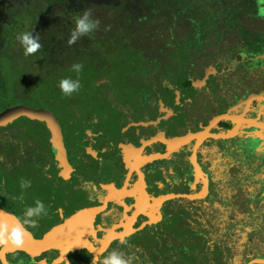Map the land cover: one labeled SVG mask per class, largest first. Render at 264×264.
<instances>
[{"label":"flooded vegetation","instance_id":"af4514ba","mask_svg":"<svg viewBox=\"0 0 264 264\" xmlns=\"http://www.w3.org/2000/svg\"><path fill=\"white\" fill-rule=\"evenodd\" d=\"M181 2L180 15L176 4H169L177 15L178 34L172 30L176 24L167 28L161 23L165 15L143 29L145 43L137 45L146 46L148 65L161 68L151 85L141 81L147 93L136 95L135 108L115 102V111L126 115L117 119L113 135H107L103 123L95 129L98 119L71 125L77 129L71 137L81 150L76 160L91 161L87 168L94 171L81 184L83 201L71 211L68 203L54 209L48 201V216L30 230L32 238L21 250L0 248V264H91L94 253L86 246L103 258L112 249L127 250L121 238L137 244L143 232L151 236L146 264H174L181 240L171 234V217L176 227L208 242L205 252L215 264H264V0H204L193 14ZM154 10L163 15V7L150 8ZM155 39L167 41L158 49L172 55L180 51V65L153 57ZM169 64L178 69V77L168 74ZM148 86L154 88L152 94ZM49 114L62 128L54 136L42 121L57 161L68 154L67 133ZM186 122L192 125L184 130ZM197 134L204 137L175 147L180 138ZM226 139L233 148L210 146L211 140ZM156 155L166 157L150 159ZM180 193L187 196L164 197ZM176 200L185 207L174 205ZM17 202L0 201V215L21 216L26 206Z\"/></svg>","mask_w":264,"mask_h":264},{"label":"rangeland","instance_id":"374dc122","mask_svg":"<svg viewBox=\"0 0 264 264\" xmlns=\"http://www.w3.org/2000/svg\"><path fill=\"white\" fill-rule=\"evenodd\" d=\"M126 1L121 0L119 8L115 2L108 6L89 2L75 7L72 4L69 11L58 0H30L29 8L21 11L15 35L24 32L39 34L43 48L28 57L23 55L19 41L9 32L13 24L9 26L7 35L9 42L0 55V115L15 107L54 114L65 127L68 154L53 161L48 145V130L42 121L19 117L0 125L1 203H18L5 195L20 194L21 178L31 181V187L24 190L25 200L22 205L34 206V201L40 199L47 207L48 201L53 202L56 206L54 209L68 203L67 208L72 210L75 204L83 201L79 197L83 194L81 184L90 180L94 176V171L87 168L91 161L76 160V154L80 155L81 150L77 151L76 143L71 137L77 130L71 125L81 126L87 124L89 118L98 119L99 121L95 122V129L100 128L103 123L104 127L107 126L104 128L107 135L112 136L117 119L124 115L123 112L115 111L117 110L115 102L135 108L137 98H140H136V95L142 94L144 97L147 93V86L141 85V81L147 80L148 84L151 78L152 81H156L153 77H158L161 68L148 65L146 46L137 45L145 43V37L141 35L143 29L135 24L141 13L122 14L125 12ZM171 2L180 6V0H145L144 6L155 9L163 7V15L157 14L154 18L165 15L161 23L167 27L168 24L177 23V15L170 11ZM181 3L188 7L190 14H193L198 12L196 6L203 4L204 0H183ZM89 8L92 9L93 18L100 21L98 30L81 37L77 44L69 46L67 40L75 27V20ZM166 16L174 18L168 20ZM177 25L172 27V30L176 31L175 34H178L180 28L179 25L177 28ZM165 43L166 39L152 41L153 57L162 64L172 60L180 65V61L184 60L180 51L176 50L172 55L168 49V51L158 49ZM73 63L83 64L84 67L79 74L71 70ZM169 66L171 72L168 74L178 77L179 72L178 69L175 71L174 64ZM180 75H183V69H180ZM64 78L73 80L79 78L82 84L79 92L71 97H64L58 87L59 81ZM100 81L104 83H99ZM148 89L150 94L154 92L152 86H148ZM103 93L109 94L107 96L110 101L103 98L105 95ZM156 104L157 101L153 98L154 109ZM191 125L186 122L184 130L191 128ZM209 143L215 150L225 146L234 147L233 141L229 139L211 140ZM103 170L108 172L109 166L106 165ZM71 174L78 175V179L72 178ZM185 204L176 200L174 205L185 207ZM51 209L54 210L53 207ZM167 222L171 224V234L181 240L180 247L174 249L179 258L174 264H215L216 260L209 259L205 252H208V242L201 243L190 231L176 227L172 217L168 218ZM138 237L137 244L132 239L131 247L124 249L126 255L135 254L138 257L134 264L150 263L146 255H151V236L143 232ZM214 248L218 258L220 248L217 244ZM153 264L170 262L157 260Z\"/></svg>","mask_w":264,"mask_h":264},{"label":"clouds","instance_id":"9594fccd","mask_svg":"<svg viewBox=\"0 0 264 264\" xmlns=\"http://www.w3.org/2000/svg\"><path fill=\"white\" fill-rule=\"evenodd\" d=\"M99 25V19L93 18L92 9L84 10L83 14L75 20V27L67 40V44L69 46L77 44L81 37H86L93 31L98 30ZM16 40L19 41L20 46L23 48L25 57L34 55L43 48L39 34L33 35L32 32H24L17 35ZM83 67L81 63H73L71 70L79 74ZM58 87L64 97H71L74 93L79 92L82 84L79 78L75 80L64 78L59 81ZM30 187L31 181L21 178V192L18 196H13L12 199L23 202L25 200L24 190ZM47 216L48 207L40 199L34 201V206H26L21 216L13 218L10 215H0V248L7 250L23 249L27 241L33 236L30 230L38 228L39 221ZM120 245L131 247L124 238L120 239ZM88 251L89 253H94L91 264H134V261L138 260L135 254L126 255L119 247L108 251L103 258L96 254L94 248H89Z\"/></svg>","mask_w":264,"mask_h":264},{"label":"trees","instance_id":"16d2710c","mask_svg":"<svg viewBox=\"0 0 264 264\" xmlns=\"http://www.w3.org/2000/svg\"><path fill=\"white\" fill-rule=\"evenodd\" d=\"M58 1L60 2V4L65 5L66 10H69V11L71 10L70 5L72 4L75 7V6L82 5L84 2H89V3H95L98 5H102V6H108V5L114 4L115 2L117 8H119L120 2H121V0H58ZM144 3H145V0H127L126 4L124 5L125 12L122 13V14H126V12L141 13L140 18L136 17L137 21L135 22V24H137L142 29L149 27V22L155 17L154 12L156 11L154 10L151 13L150 11L151 7L146 8V6H144ZM29 5H30V0H0V55H2V51L7 45V42H9L8 37H7L9 26L13 24L12 30H10L9 32H11L10 34L14 36L15 38L17 36L15 35L16 34L15 32H17L16 30L18 29V26H19L18 21L20 20V17L22 14L21 11L22 9H25L26 7L29 8ZM163 11L164 10H162V12ZM175 11L180 15V6ZM66 13H68V11ZM161 27L162 26H160V28Z\"/></svg>","mask_w":264,"mask_h":264},{"label":"water","instance_id":"95a60500","mask_svg":"<svg viewBox=\"0 0 264 264\" xmlns=\"http://www.w3.org/2000/svg\"><path fill=\"white\" fill-rule=\"evenodd\" d=\"M19 117H27L29 119H35V120H40V121H45L48 129L51 131V133L55 136V135H61L62 132V128L60 123L51 115L49 114V112H45V111H37V110H30V109H26L24 107H15L12 110L5 112V114L0 115V125H5L9 122L14 121L15 119L19 118ZM207 133V131H206ZM204 137V134H197V135H189V136H185L183 138H180V140H177L176 142H174V145L177 146H181L184 145L186 143H188L189 141H191L193 138H197V139H202ZM211 137H216V138H226L228 136H211ZM166 157V155H156L150 159H161ZM192 157H194V154L192 155ZM176 196H187L186 194H172V195H167L164 197H176ZM104 207H101L99 209H96V212H99L103 209ZM84 215H87L84 214ZM81 216H77L74 218L75 219H79ZM73 220V221H74ZM107 245V243H106ZM88 248H91L89 246H86Z\"/></svg>","mask_w":264,"mask_h":264}]
</instances>
